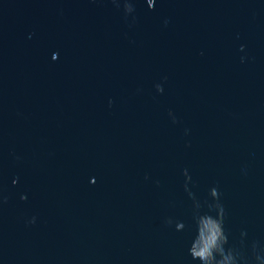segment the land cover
<instances>
[{
  "label": "water",
  "instance_id": "1",
  "mask_svg": "<svg viewBox=\"0 0 264 264\" xmlns=\"http://www.w3.org/2000/svg\"><path fill=\"white\" fill-rule=\"evenodd\" d=\"M221 210L264 264V0H0V264H202Z\"/></svg>",
  "mask_w": 264,
  "mask_h": 264
},
{
  "label": "clouds",
  "instance_id": "2",
  "mask_svg": "<svg viewBox=\"0 0 264 264\" xmlns=\"http://www.w3.org/2000/svg\"><path fill=\"white\" fill-rule=\"evenodd\" d=\"M179 228H184L181 222ZM192 243L190 253L194 259H199L202 264H225L230 251L225 254L223 245L227 243V237L223 228V213L219 218L213 219L212 215L205 214L198 218V235ZM217 254L221 257L217 259Z\"/></svg>",
  "mask_w": 264,
  "mask_h": 264
}]
</instances>
